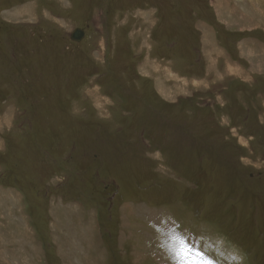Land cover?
I'll use <instances>...</instances> for the list:
<instances>
[{
    "label": "rangeland",
    "instance_id": "374dc122",
    "mask_svg": "<svg viewBox=\"0 0 264 264\" xmlns=\"http://www.w3.org/2000/svg\"><path fill=\"white\" fill-rule=\"evenodd\" d=\"M238 1L0 0V264H175L170 229L264 264V0Z\"/></svg>",
    "mask_w": 264,
    "mask_h": 264
},
{
    "label": "snow or ice",
    "instance_id": "6c2138e0",
    "mask_svg": "<svg viewBox=\"0 0 264 264\" xmlns=\"http://www.w3.org/2000/svg\"><path fill=\"white\" fill-rule=\"evenodd\" d=\"M170 234L164 237L161 246L175 260V264H216L202 248H196L189 238L179 230H169Z\"/></svg>",
    "mask_w": 264,
    "mask_h": 264
},
{
    "label": "water",
    "instance_id": "95a60500",
    "mask_svg": "<svg viewBox=\"0 0 264 264\" xmlns=\"http://www.w3.org/2000/svg\"><path fill=\"white\" fill-rule=\"evenodd\" d=\"M84 37V31L81 28H76L70 36V39L73 41H80Z\"/></svg>",
    "mask_w": 264,
    "mask_h": 264
},
{
    "label": "crops",
    "instance_id": "0c3cea01",
    "mask_svg": "<svg viewBox=\"0 0 264 264\" xmlns=\"http://www.w3.org/2000/svg\"><path fill=\"white\" fill-rule=\"evenodd\" d=\"M240 1H238V0H232V3H231V9L233 10V11H235V5H240ZM255 5V4H254ZM256 6V5H255ZM219 49H221V50H224V45H222V48H219ZM239 49H241V47L239 46ZM248 52V54H252L250 51H247ZM1 218H3V220L5 221V220H8L9 219V217L8 216H6L5 214H3L2 215V217Z\"/></svg>",
    "mask_w": 264,
    "mask_h": 264
},
{
    "label": "bare ground",
    "instance_id": "6f19581e",
    "mask_svg": "<svg viewBox=\"0 0 264 264\" xmlns=\"http://www.w3.org/2000/svg\"><path fill=\"white\" fill-rule=\"evenodd\" d=\"M216 5V4H215ZM217 7V6H216ZM205 39V38H204ZM56 41V40H55ZM60 44V43H59ZM203 44V43H202ZM207 54V53H206ZM169 58V57H168ZM215 58V57H214ZM215 71V70H214ZM223 72V71H222ZM226 193V192H225ZM70 245V244H69ZM78 251V250H77ZM69 257V256H68ZM72 257V256H71Z\"/></svg>",
    "mask_w": 264,
    "mask_h": 264
}]
</instances>
